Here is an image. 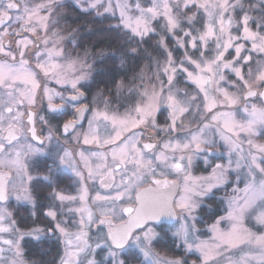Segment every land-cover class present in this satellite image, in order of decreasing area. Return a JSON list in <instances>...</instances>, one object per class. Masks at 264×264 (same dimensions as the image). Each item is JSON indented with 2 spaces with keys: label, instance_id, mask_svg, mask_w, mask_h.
Segmentation results:
<instances>
[{
  "label": "snow or ice",
  "instance_id": "1",
  "mask_svg": "<svg viewBox=\"0 0 264 264\" xmlns=\"http://www.w3.org/2000/svg\"><path fill=\"white\" fill-rule=\"evenodd\" d=\"M65 8L117 21L102 31L122 41L120 72L91 100L88 82L113 57L76 52L80 29L65 31ZM44 105L51 118L36 111ZM58 116L69 118L53 124ZM257 138L264 0H0V264H38L25 243L52 238L64 246L58 264H264ZM220 146L225 162L213 164ZM201 164L210 175L193 176ZM62 169L75 192L57 188ZM42 187L48 224L22 230L8 202L35 210ZM222 191L225 214L202 240L198 213ZM166 221L180 226L157 231ZM166 238L185 255L159 251Z\"/></svg>",
  "mask_w": 264,
  "mask_h": 264
},
{
  "label": "flooded vegetation",
  "instance_id": "2",
  "mask_svg": "<svg viewBox=\"0 0 264 264\" xmlns=\"http://www.w3.org/2000/svg\"><path fill=\"white\" fill-rule=\"evenodd\" d=\"M68 3H71V0H68ZM63 11L67 15V20L61 21V23L65 25V31H67L68 29H76V28L80 29V33L78 36L79 47L76 49V52L83 53L84 51H87L89 53L90 62L92 58L98 55L100 52H103L105 53V55H108L107 52L102 50L101 45L99 44V38H96L94 36L93 39L92 36V30L99 31L101 29V22L99 20H96L93 16L82 15L77 11H73L72 8H65ZM88 38L93 39L94 42H91L90 44H88V46H86L85 41ZM67 48L69 51L72 50L71 45H68ZM178 53L179 52H176L177 55ZM88 83L90 87L88 88L87 96L88 99L91 100L96 94V92L101 88L94 87L91 81H89ZM50 86L54 89H58V86L55 84H51ZM36 111L39 112L40 115H45L51 118L52 114H49L47 112L46 105L43 106V110L38 106ZM68 118L69 117L67 116H58L57 119L52 120V123L56 124L58 121L62 122L63 120ZM158 118L162 123L165 119V116L160 115ZM83 125L84 128L82 130H86L87 119L83 122ZM44 127L45 126H42L39 123H37L38 132H41V129ZM41 134L46 135L47 134L46 129L43 132H41ZM82 147L89 151L94 150L93 147L91 146H82ZM55 184L57 188L64 189L68 192H75L76 190L74 187V179L72 177V173L68 169H62L57 173V179L55 181ZM50 191L51 189L46 187H42L36 190L35 195L38 198V206L35 210L32 208L30 204H27L23 201H17L15 197L10 198L8 202L10 206L9 210L15 214V218L18 221L19 227L22 230H26L27 228L32 226L45 227L48 224L47 219L41 213L42 211L47 210L44 206L49 204V200L46 199V197H48ZM226 192L223 191L218 192L215 198L206 200V205H204L205 208L204 206H202L201 210L199 211L201 221H198L197 227H204V222L208 220L207 217L210 218L215 211L219 210L218 209L220 205L219 202L222 201V196L226 195ZM92 194L94 195V193ZM33 211H35L36 213L35 215H32ZM219 212L221 211L219 210ZM173 225H168L164 223L163 229L158 228L157 231L169 232L173 228ZM62 245L63 243L56 238L46 240L43 244L39 245V247H34L31 243H25L26 258L30 262L36 261L38 262V264H55L60 256ZM160 245H161L160 249L163 248L167 249L166 254L168 255L180 257L183 252V248H175L169 250L171 249L172 246H171V241L167 240V238H166V242L161 243ZM195 258H196L195 255L194 256L191 255L188 258V260L191 262Z\"/></svg>",
  "mask_w": 264,
  "mask_h": 264
},
{
  "label": "trees",
  "instance_id": "3",
  "mask_svg": "<svg viewBox=\"0 0 264 264\" xmlns=\"http://www.w3.org/2000/svg\"><path fill=\"white\" fill-rule=\"evenodd\" d=\"M115 23V19L110 18L108 20H103V22H101V29L99 31L92 30L93 39L94 36L96 38H99V44L101 45L102 50L108 53V55L106 56L113 57L112 59H105L104 63L100 64V68L103 69V73L96 76L95 82L91 81L94 87L104 89L105 91L112 89V80L113 78H118L117 74L120 72V63L119 60L115 57L118 56V49L122 41L117 37L116 33L102 31V29H106L109 24ZM93 39L88 38L85 41L86 46H88V44H90L91 42H94ZM155 42V39L151 41L152 44H155ZM129 75H131V72L129 73ZM219 214V210L215 211L210 219L215 218Z\"/></svg>",
  "mask_w": 264,
  "mask_h": 264
},
{
  "label": "rangeland",
  "instance_id": "4",
  "mask_svg": "<svg viewBox=\"0 0 264 264\" xmlns=\"http://www.w3.org/2000/svg\"><path fill=\"white\" fill-rule=\"evenodd\" d=\"M170 47H174V45H172L170 43ZM179 54L180 53H178V55ZM175 55H177V54L175 53ZM252 55H253V60L255 61L258 58L257 57V54L256 53H253ZM242 115H243V113H238V118L240 116H242ZM256 142L257 143H264V138H257L256 139ZM244 147H245V149H247V145L246 144L244 145ZM221 153L224 154V156L226 157L227 153H226V150L223 148V146H220L219 147V151L217 153H213V156L215 157V159H213L212 157H209L210 162L213 163V164L214 163H224L225 161L222 160V159H220V154ZM210 172H211V169L210 168H208V170H206L205 165L201 164L198 167V169L196 168V169L193 170V176H195V177L208 176V175H210ZM240 187L243 188V184H241ZM231 191H232V189H231V187H229L227 189V193H231ZM224 197H225V195L222 196V201H224ZM222 201L219 202L220 205H219L218 209L221 211L219 215H217L213 219H210V218L207 217L208 220L206 222H204V227H197V225H196V227L200 230V233H201L200 239H202V240H208V239H210L211 233L207 231L208 226H210L215 221V219L219 218V216L225 214V209L227 207V203H226V201H224V202H222ZM204 205H206V201L204 202V204L202 206H204ZM204 208H205V206H204ZM198 221H201V217H200L199 213H198ZM179 226L180 225L178 223H176V225H174V227L169 232L171 233V232L175 231ZM63 248H64V246L62 245L60 256L63 255ZM157 248L162 253H166L167 252V249L166 248L160 249L161 248V245H158ZM183 255H185L184 249H183V252H182L181 256H183ZM60 256H59V258H60ZM169 256L170 257H177V256H172V255H169ZM190 256H191V254H188L187 255V258H189ZM59 258L57 259V262L55 264H58Z\"/></svg>",
  "mask_w": 264,
  "mask_h": 264
},
{
  "label": "water",
  "instance_id": "5",
  "mask_svg": "<svg viewBox=\"0 0 264 264\" xmlns=\"http://www.w3.org/2000/svg\"><path fill=\"white\" fill-rule=\"evenodd\" d=\"M165 224L173 225V224H176V221H166Z\"/></svg>",
  "mask_w": 264,
  "mask_h": 264
}]
</instances>
